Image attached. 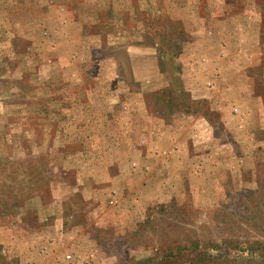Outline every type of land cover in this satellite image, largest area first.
<instances>
[{"label": "rangeland", "instance_id": "374dc122", "mask_svg": "<svg viewBox=\"0 0 264 264\" xmlns=\"http://www.w3.org/2000/svg\"><path fill=\"white\" fill-rule=\"evenodd\" d=\"M86 248L264 264V0H0V264Z\"/></svg>", "mask_w": 264, "mask_h": 264}, {"label": "crops", "instance_id": "0c3cea01", "mask_svg": "<svg viewBox=\"0 0 264 264\" xmlns=\"http://www.w3.org/2000/svg\"><path fill=\"white\" fill-rule=\"evenodd\" d=\"M153 50L154 49L149 50V49L144 48V47H141V48L134 47L133 49H129V51H131V52H134V53L138 52L139 54H143V58H144V62H145V66L144 67L141 66V64L139 62H137V60L134 59V58H133V64H132L133 70H136V69L143 70L142 71L143 73H141L140 71L139 72H136V71L133 72L134 76L136 77V79H138V80H142L143 79L142 85H149V84L153 85L152 83H145L146 78H148L147 76L149 74H152V73H154V74L160 73L159 69H156L155 57L152 56L153 54H155V50L154 51ZM161 85H164V83H161ZM67 235H68L70 240L75 238V240H71V242H70L71 246L76 245L77 244L76 232L72 230ZM61 236H62V234H61ZM85 241L82 239V240H79L78 242L83 243ZM47 242H48V240H46V242L44 244H46ZM38 246L40 248V249L38 248V251L42 250L41 249L42 245H38ZM87 246H88V244H87ZM85 247H86V245H85ZM90 251H91L90 248L89 249L86 248V251H85L86 252V257L82 255L78 261L81 262L82 260H85V261H87L86 264H90L89 256L90 255L95 256V254L90 252ZM44 256H46V255L44 254ZM67 256H69V255H67Z\"/></svg>", "mask_w": 264, "mask_h": 264}, {"label": "built area", "instance_id": "2783aa9c", "mask_svg": "<svg viewBox=\"0 0 264 264\" xmlns=\"http://www.w3.org/2000/svg\"><path fill=\"white\" fill-rule=\"evenodd\" d=\"M67 257H69V256H67Z\"/></svg>", "mask_w": 264, "mask_h": 264}]
</instances>
